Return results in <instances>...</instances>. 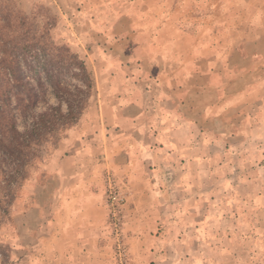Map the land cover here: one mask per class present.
I'll return each instance as SVG.
<instances>
[{
    "label": "rangeland",
    "instance_id": "1",
    "mask_svg": "<svg viewBox=\"0 0 264 264\" xmlns=\"http://www.w3.org/2000/svg\"><path fill=\"white\" fill-rule=\"evenodd\" d=\"M12 1L39 20L55 16L51 37L85 62L94 88L24 180H8L13 163L0 157V264H264V0ZM129 79L150 92L140 97L150 111L168 103L182 114L177 148L146 156L143 173L132 162V177L118 169L111 133L106 144L94 137L100 100ZM80 137L91 140L86 162L102 165L105 223L95 248L64 251L48 234L52 198H63L50 169ZM107 170L126 194L123 257L105 206Z\"/></svg>",
    "mask_w": 264,
    "mask_h": 264
},
{
    "label": "trees",
    "instance_id": "2",
    "mask_svg": "<svg viewBox=\"0 0 264 264\" xmlns=\"http://www.w3.org/2000/svg\"><path fill=\"white\" fill-rule=\"evenodd\" d=\"M43 18L0 0V157L13 163L8 180H24L34 161L56 148L94 88L85 62L51 37L55 16ZM49 93L56 104L48 103ZM39 103L45 109L36 112Z\"/></svg>",
    "mask_w": 264,
    "mask_h": 264
},
{
    "label": "crops",
    "instance_id": "3",
    "mask_svg": "<svg viewBox=\"0 0 264 264\" xmlns=\"http://www.w3.org/2000/svg\"><path fill=\"white\" fill-rule=\"evenodd\" d=\"M138 87L137 84L131 83L130 79L124 85L110 87V96L105 95L100 100L99 119L103 127H99L98 133L94 135L96 139L99 138V142L106 144L108 131L111 133L110 137L114 139L115 144L113 153L116 154L117 160L124 161L118 169L128 177H132L131 172L134 170L132 162L140 161L138 170L143 173L145 168L150 169L143 164L146 156H164L169 154L171 147L176 149L177 144H173L172 137L182 130L181 113L170 110L168 103H164L160 111L157 108L150 111L152 106L140 98L145 96L143 91H148L144 88L139 92ZM108 124L112 125L109 130L105 129ZM194 135L190 131V137ZM73 138L72 136L71 139ZM152 139L158 144L151 142ZM79 140V146L50 169L52 175L57 174L59 177L58 183L61 184L62 181L58 193L62 194L63 198H52L48 225L53 231L48 234L49 239L54 238L64 251H81L87 246L95 248L96 244L102 241L100 237L103 235L105 223L102 196L97 191L101 184L98 171L102 165L99 168L98 165L93 166L86 162L91 158V140H88V137H80ZM145 140L147 144L144 143ZM102 147L103 145L99 149ZM144 176L149 174L143 175L145 179Z\"/></svg>",
    "mask_w": 264,
    "mask_h": 264
},
{
    "label": "built area",
    "instance_id": "4",
    "mask_svg": "<svg viewBox=\"0 0 264 264\" xmlns=\"http://www.w3.org/2000/svg\"><path fill=\"white\" fill-rule=\"evenodd\" d=\"M104 186L105 206L111 233L115 239V247L120 257H123L125 255L122 244V229L124 222L123 206L126 194L114 174L109 170L104 173Z\"/></svg>",
    "mask_w": 264,
    "mask_h": 264
}]
</instances>
